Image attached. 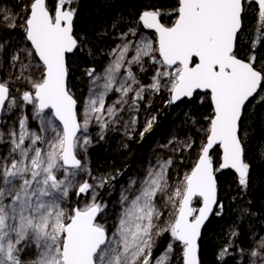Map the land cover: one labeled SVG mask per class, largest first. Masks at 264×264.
<instances>
[{
    "label": "snow or ice",
    "instance_id": "6c2138e0",
    "mask_svg": "<svg viewBox=\"0 0 264 264\" xmlns=\"http://www.w3.org/2000/svg\"><path fill=\"white\" fill-rule=\"evenodd\" d=\"M74 4L75 0H53L51 6L48 0H28L21 23L23 43L0 40V61L9 69L8 79L0 73V111L32 105V119L41 125L38 132L31 131L28 118L21 116L18 131H0V264H170L177 247L182 264H201L202 228L210 215L221 216L224 210L217 174L231 170L241 196L252 184L240 122L250 98L264 101V64L259 63L264 58L254 54L264 48V0H174L168 12L174 16L171 25L162 22L161 9L145 8L136 26L120 33L121 43L109 51L103 72L85 69L88 95L82 109L72 91L68 58L88 38L74 31ZM250 15L256 20L253 54L244 59L237 49L244 43ZM17 20L0 11V28L13 30ZM141 28L150 30L154 39L143 36ZM138 35V40L128 39ZM147 63L153 74L144 85L133 67L146 73ZM16 82L28 85L19 98L11 94ZM162 89L170 96L167 105L183 98L191 101L197 90L205 93L203 99H210L212 113L205 117L208 127L200 129L204 139L198 156L190 171L178 175L175 182H171L173 158L157 156L143 179H130L122 188L119 211L109 214L98 189L112 184L115 176L92 174L87 161L92 144L89 128L98 125L97 135L103 140L107 130L120 123L126 105L129 111L138 110L137 102L146 92ZM110 93L119 96L106 104ZM186 117L197 123L192 114ZM137 123L136 116L125 122V134L129 127L134 131ZM155 123L154 115L146 119L141 140ZM174 143L185 150L195 146L191 136L182 142L173 136L159 147L168 149ZM214 146L221 149L218 160L212 155ZM256 148L258 158L264 160V142ZM82 175L86 178L81 182ZM73 194L85 200L83 207L79 203L66 207ZM160 200L172 209L167 220ZM194 200L199 207H193ZM164 234L171 241L157 257L156 238ZM239 235L238 230L230 231L218 260L231 255L229 249ZM240 253L264 260V236L254 241L250 252L241 247Z\"/></svg>",
    "mask_w": 264,
    "mask_h": 264
},
{
    "label": "trees",
    "instance_id": "16d2710c",
    "mask_svg": "<svg viewBox=\"0 0 264 264\" xmlns=\"http://www.w3.org/2000/svg\"><path fill=\"white\" fill-rule=\"evenodd\" d=\"M48 2L51 6L53 0H48ZM173 3L174 0H75L73 6L77 8V15L74 20V31L77 35H86L88 38L87 42L92 43L95 37L94 33L100 30L98 25L105 24L107 29L110 30L113 28L114 20L120 14L125 18L130 11L133 17L138 18V14L148 7L161 9L164 13L162 22L171 25L174 16L168 15V12L173 6ZM27 4L28 0H0V11L4 9L6 15L9 17L18 18L15 29L8 30L6 28H0V40H12L16 36H23L21 23L26 15L25 7ZM255 26V17L250 15L245 21V33L247 35L242 34L244 36V43L237 49L241 58L247 59L249 55L253 54L251 39L255 34ZM250 29L251 31H249ZM85 54L86 52L83 49L76 51V55L80 59L84 70L72 67L73 63L70 60V56L68 58L70 83L73 92L77 87L75 83L76 77L81 75L86 68L94 67V64L89 61ZM254 54L264 58V48L255 51ZM259 63L264 64V59H261ZM1 69L2 61H0V73ZM11 94L15 97L18 95L15 83L11 86ZM261 95H264V93H261ZM254 100H256L253 109L254 114H258L261 110L264 111V101H261L259 96L253 98L248 105ZM193 104H195L194 99L191 101L182 100L173 105H167L166 102L162 106L155 99L153 109L156 114V123L153 126V130L139 142L132 140L128 142L127 147L121 145L122 151L117 155L107 153L105 143H102V145L88 146V158L90 160L94 158L93 161L89 162L92 174L98 176L100 173H108L115 176L112 184L105 186L101 190L100 197L104 202L107 203L106 195L113 191L119 180V176L126 169H135L144 162L143 149L146 141L148 139L152 141L158 133L160 134L163 131L169 130L182 117L185 112V107ZM243 117L244 115L240 122V135L246 141V158L251 163L252 184L247 194L241 196L240 189L235 181V176L231 171L217 174L218 198L223 202L224 210L221 216L213 215L202 231L200 246L203 247L204 255H201V263H207V258H211L214 261L212 264H238V262L239 264H247L245 257H242L241 253H236L237 248L249 249V243L252 237L264 236V160L258 158L256 148L258 143L264 142V117L263 120L254 118L251 121L250 125L247 126L248 132H246V136L241 134V131H243ZM28 126L29 128L32 127L31 124ZM199 150L200 147L197 150V156ZM219 154L220 151L218 148L212 151L214 159L218 160ZM194 163L195 160L191 161L190 168ZM93 167L97 170H93ZM84 178L86 177L84 176ZM69 202L70 206L75 207L79 203V197L73 194ZM198 205L199 203L197 201L193 202V207H198ZM245 208L247 212L243 211ZM233 229L238 230L240 235L236 238L235 246L229 249L231 255L225 257L224 261H220L217 259V256L221 248L228 244L230 231ZM170 240L171 237L168 234L159 237L154 254L159 253Z\"/></svg>",
    "mask_w": 264,
    "mask_h": 264
},
{
    "label": "rangeland",
    "instance_id": "374dc122",
    "mask_svg": "<svg viewBox=\"0 0 264 264\" xmlns=\"http://www.w3.org/2000/svg\"><path fill=\"white\" fill-rule=\"evenodd\" d=\"M3 11L5 10L3 9ZM128 13L129 14L125 18H123L121 14L118 17H116L114 22L116 23L117 26L115 28L108 30L105 24L98 25V27H100V30L94 33L95 37L93 39V42L92 43L86 42V44L81 48L86 52L85 54L86 57L89 59V61H91L94 64V68L97 70V72H101V73L103 72L104 68L107 66V64L110 61V57L108 56L109 51L112 48L116 47L117 44L121 43L119 39L120 33L126 32L129 27L136 26V21L138 18L133 17L130 11ZM121 17L123 19H121ZM22 37L23 36H16L11 40V42L13 44L17 43L18 41L23 43ZM152 38L154 39L153 36ZM128 39H131V36H129ZM90 50H91V54H90ZM70 60L73 63L72 67H74L75 69L81 70L84 68L80 59H78L76 52L75 54L70 56ZM146 67L148 68V71L146 73L140 72L139 68L136 66L133 67V71L138 74L139 79L144 85H147L151 82V76L153 74V68L151 64L147 63ZM8 71L9 69L7 64H3L2 62L1 73L3 74L4 79H8ZM15 74L16 73L13 70L12 71L13 80L15 79ZM83 74L84 71L82 72L81 75L76 77L75 83L77 87L74 90V93L78 98L81 109L83 107L84 98L88 95L87 77H85ZM121 75H123V73H121ZM15 84H16V88L19 89L17 95V98H19L20 94L23 91L28 90V85L22 84L20 82H16ZM134 87H138V86H134ZM134 95H135L134 92L129 94L127 98L129 104H131L132 97ZM118 96H119L118 93H110L106 97V104H111L114 100L117 99ZM204 96L205 93H196L194 97L195 104L188 105L185 107V112L182 115V117L177 121V123L173 124V126L169 130L163 131L160 134L158 133L157 136L152 141H150L149 139L146 141V144H144V149H143L144 162L135 169H126L125 172L119 176V180L113 191L110 194L106 195L109 214H111L114 210L119 211V204L117 202L119 200L120 192L122 188L127 187L130 179L133 178H136L137 180L143 179V177L146 174V170L149 167V163L155 164L157 156H162L165 159L169 157L173 158L174 165L171 168V182H175L177 180L178 175L182 177L184 173L189 171L191 161L196 160L197 150L200 147L202 140L204 139V133L201 132L200 129L201 128L206 129L208 127L209 122L205 119V117L211 115L212 113L210 99H203ZM169 98H170L169 93L165 89H162L160 93H152L151 91L146 92L145 98L137 102L139 106L138 110L129 111L127 105L125 106L124 111L120 113V117H121L120 123L110 127L105 133V138L103 140H101L100 137L97 135V133L100 131L98 125L93 123L89 128V133L92 138L91 145L96 146L105 143L107 153H112L117 155L122 151L121 145H127L128 142L132 140L139 142L141 140L140 132L143 131L144 129L146 119L150 118L153 115L156 116L153 109L154 100L157 99L159 103L163 106L166 104ZM255 101L256 100H254L252 103L247 105L243 112L244 115L242 122L243 131H241V134H243L244 136H246V132H248L247 126L250 125L251 121L254 118L255 119L259 118L260 120H263L264 117L263 110H261L258 114H254L253 109L255 106ZM19 103L22 104L23 102L19 101ZM47 112H49L50 114V111ZM186 113H190L195 117L197 121L195 125H193L190 117H186ZM32 115H33L32 105H24L22 108L13 109L11 112L3 111L1 115L0 131L7 133L9 129H13V128H15L18 131V120L20 119L21 116H24L28 118V125L31 124L32 126L29 129L31 131L38 132L41 127L40 122L39 120L32 119ZM133 116H136L138 118V123L135 126L134 131L132 130L131 127H129L126 135L124 123L130 122ZM147 134L149 133H146L145 135L147 136ZM173 136H175L177 141L180 142L184 141L189 136H191L195 140V146L191 150H185L179 144L176 143L170 145L168 149H163L159 147V145L167 144L168 140L171 139ZM5 139H7V137H5ZM173 148H179V150L172 151ZM80 157L82 159L84 158L83 152H81ZM93 160L94 158L90 160L87 155L88 163ZM103 174L105 173H100L98 176ZM93 175L97 176L95 174ZM83 179L85 178L82 175L80 177V181L82 182ZM138 186L139 184H137L135 187ZM101 190L102 189H98L100 194H101ZM69 203L70 202L68 201L66 207L69 206ZM84 203L85 200L79 198V204H80L79 206L83 207ZM158 203L160 204V207L164 212L163 219L167 220L169 218L170 213L172 212L171 207L169 206L165 208L162 200L158 201ZM101 221H103V218H101ZM258 238H259L258 236L252 237L249 243L250 248L249 249L244 248V249H246L247 252H250L253 248L254 241ZM157 239L158 238H156V245H157ZM170 241L166 243V245L159 253L154 255L158 257L161 254H163L164 250L167 247V244ZM236 253L240 254V248H237ZM180 255H181L180 249L177 247L174 254L171 255L170 264H182ZM262 256H264V253H262ZM243 257H245L247 264H250L252 259H256V264H264V260L258 258H251L247 254H245ZM206 262L207 263L202 262L201 264H210L208 261Z\"/></svg>",
    "mask_w": 264,
    "mask_h": 264
},
{
    "label": "water",
    "instance_id": "95a60500",
    "mask_svg": "<svg viewBox=\"0 0 264 264\" xmlns=\"http://www.w3.org/2000/svg\"><path fill=\"white\" fill-rule=\"evenodd\" d=\"M150 33H151V31L150 30H148ZM73 55V54H72ZM71 56V55H70ZM197 93H204L203 91H201V90H197ZM253 98H250V100L248 101V102H246V105L252 100ZM182 100H188L187 98H183ZM181 100V101H182ZM180 101H177L175 104H177V103H179ZM211 104V103H210ZM246 107V106H245ZM212 108V107H211ZM46 111H50V110H46ZM243 111H244V109L242 110V114H243ZM1 114H2V111H0V125H1ZM56 123H58V122H56ZM217 146H214V149L216 148ZM218 149H219V147H217ZM213 149V150H214ZM212 150V151H213ZM219 151H220V154H221V149H219ZM226 171H231V170H223L222 172H226ZM232 172V171H231ZM233 173V172H232ZM234 174V173H233ZM195 201V200H194ZM200 206V204L198 205V207ZM214 215V214H213ZM213 215H210V218H209V221H210V219L212 218V216ZM209 221H207L206 222V224H205V226L208 224V222ZM205 226L202 228V231H203V229L205 228ZM198 243H200V240H199V242ZM199 246H200V244H199ZM198 255H199V259H200V261H201V258H200V255H201V253H200V247H199V253H198Z\"/></svg>",
    "mask_w": 264,
    "mask_h": 264
},
{
    "label": "built area",
    "instance_id": "2783aa9c",
    "mask_svg": "<svg viewBox=\"0 0 264 264\" xmlns=\"http://www.w3.org/2000/svg\"><path fill=\"white\" fill-rule=\"evenodd\" d=\"M140 33L143 35V36H145V37H147V38H152V35L148 32V31H146L145 29H140ZM140 38V36L138 35V36H135V37H132L131 36V39L132 40H138Z\"/></svg>",
    "mask_w": 264,
    "mask_h": 264
},
{
    "label": "bare ground",
    "instance_id": "6f19581e",
    "mask_svg": "<svg viewBox=\"0 0 264 264\" xmlns=\"http://www.w3.org/2000/svg\"><path fill=\"white\" fill-rule=\"evenodd\" d=\"M92 146V145H91ZM217 148V147H216ZM93 170H97L95 167H93ZM227 172V171H226ZM220 173H223V172H220ZM200 244V243H199ZM200 247V253L201 255L203 256L204 255V252H203V247L202 246H199ZM207 261L212 264L214 261H212L211 258H207ZM223 264V263H222Z\"/></svg>",
    "mask_w": 264,
    "mask_h": 264
}]
</instances>
